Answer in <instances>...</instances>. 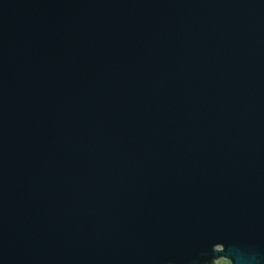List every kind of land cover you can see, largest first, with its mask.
Masks as SVG:
<instances>
[{
  "label": "water",
  "instance_id": "95a60500",
  "mask_svg": "<svg viewBox=\"0 0 264 264\" xmlns=\"http://www.w3.org/2000/svg\"><path fill=\"white\" fill-rule=\"evenodd\" d=\"M264 264V0H0V264Z\"/></svg>",
  "mask_w": 264,
  "mask_h": 264
},
{
  "label": "rangeland",
  "instance_id": "374dc122",
  "mask_svg": "<svg viewBox=\"0 0 264 264\" xmlns=\"http://www.w3.org/2000/svg\"><path fill=\"white\" fill-rule=\"evenodd\" d=\"M213 264H230V262L224 258L217 259Z\"/></svg>",
  "mask_w": 264,
  "mask_h": 264
}]
</instances>
